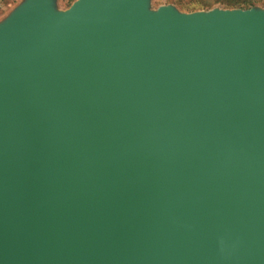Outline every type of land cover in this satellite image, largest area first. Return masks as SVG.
Instances as JSON below:
<instances>
[{
    "label": "water",
    "instance_id": "1",
    "mask_svg": "<svg viewBox=\"0 0 264 264\" xmlns=\"http://www.w3.org/2000/svg\"><path fill=\"white\" fill-rule=\"evenodd\" d=\"M0 264H264V11L16 9Z\"/></svg>",
    "mask_w": 264,
    "mask_h": 264
},
{
    "label": "rangeland",
    "instance_id": "2",
    "mask_svg": "<svg viewBox=\"0 0 264 264\" xmlns=\"http://www.w3.org/2000/svg\"><path fill=\"white\" fill-rule=\"evenodd\" d=\"M26 0H0V25L3 24L10 15L18 9ZM78 0H55V7L58 11L68 10ZM230 4V3H229ZM171 6L178 12L185 14L193 13H209L211 11L222 10H248L260 9L264 11V4H256L254 7L245 8H230L228 3L217 0H150V8L157 10L160 7Z\"/></svg>",
    "mask_w": 264,
    "mask_h": 264
},
{
    "label": "trees",
    "instance_id": "3",
    "mask_svg": "<svg viewBox=\"0 0 264 264\" xmlns=\"http://www.w3.org/2000/svg\"><path fill=\"white\" fill-rule=\"evenodd\" d=\"M217 1L228 3L230 8H245V9L254 7L256 4H264V0H217Z\"/></svg>",
    "mask_w": 264,
    "mask_h": 264
}]
</instances>
